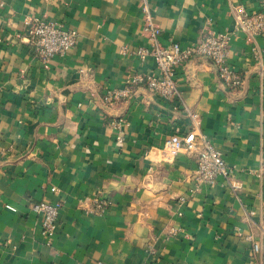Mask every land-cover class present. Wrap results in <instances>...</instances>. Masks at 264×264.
Masks as SVG:
<instances>
[{"label":"crops","instance_id":"obj_1","mask_svg":"<svg viewBox=\"0 0 264 264\" xmlns=\"http://www.w3.org/2000/svg\"><path fill=\"white\" fill-rule=\"evenodd\" d=\"M142 3L0 0V264H264V30L236 32L234 12L264 14V0H150L163 45L232 32L227 60L245 79L229 87L211 59L193 56L173 99L129 85L160 74L155 57L130 51L148 45ZM32 17L75 28L77 45L43 62ZM192 113L234 169L237 192L223 177L196 187L201 146L164 151L193 129ZM59 196L49 241L32 205Z\"/></svg>","mask_w":264,"mask_h":264},{"label":"built area","instance_id":"obj_2","mask_svg":"<svg viewBox=\"0 0 264 264\" xmlns=\"http://www.w3.org/2000/svg\"><path fill=\"white\" fill-rule=\"evenodd\" d=\"M144 28L148 35V45L130 50L132 54L141 59L148 56L156 58L160 74L148 76L135 75L131 78L129 85L146 83L148 89L167 99L177 98L181 95L177 82V71L188 59L193 56L209 58L217 68L221 80L229 87L239 88L244 83L243 74L228 62L230 46L233 33L211 32L203 39L190 47L183 48L180 43L174 42L163 45L160 41L162 29L155 21L153 7L150 0H143ZM237 18L235 31L244 30L255 35L264 30V14H253L246 10L244 5L234 7ZM30 42L34 46L37 55L43 62H49L59 55H65L78 43L79 31L67 27L64 23L46 19L43 17H32L29 21ZM130 86L124 91L110 90L105 99L109 102L119 97L123 92L130 91ZM194 127L186 134L174 133L166 141L164 151L168 154L177 155L182 151L192 152L201 146L197 158V167L191 175L196 187L204 185H216L220 178L230 181L234 192L239 189V184L232 182L234 169L227 163L223 153L214 145L212 140L199 130V114L192 113ZM116 123H120L117 121ZM122 141V137L119 138ZM259 176L264 177V158L259 169ZM51 190L58 194L56 186ZM184 199V198H182ZM93 210L103 213L107 209V201L99 196L95 197ZM64 199L60 196L54 201L42 200L33 203L32 209L41 216L42 233L50 241L53 239L57 229V219ZM15 210V207L9 206ZM260 244L255 242L253 250L260 251Z\"/></svg>","mask_w":264,"mask_h":264}]
</instances>
